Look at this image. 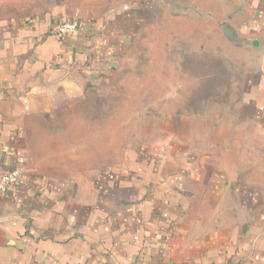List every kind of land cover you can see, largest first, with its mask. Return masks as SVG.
I'll use <instances>...</instances> for the list:
<instances>
[{"label":"crops","instance_id":"crops-1","mask_svg":"<svg viewBox=\"0 0 264 264\" xmlns=\"http://www.w3.org/2000/svg\"><path fill=\"white\" fill-rule=\"evenodd\" d=\"M233 10L223 25L256 55L241 99L264 124V0ZM63 21L0 19V175L26 176L0 195V264H264L262 198L224 169L163 149L152 162L131 153L85 184L34 161L38 124L112 74L104 24L83 23L59 43L49 30Z\"/></svg>","mask_w":264,"mask_h":264},{"label":"rangeland","instance_id":"rangeland-1","mask_svg":"<svg viewBox=\"0 0 264 264\" xmlns=\"http://www.w3.org/2000/svg\"><path fill=\"white\" fill-rule=\"evenodd\" d=\"M235 1L0 0V19L104 24L113 57L108 80L38 124L34 161L89 184L123 169L131 153L152 162L175 150L226 170L264 206V124L241 99L256 55L220 30Z\"/></svg>","mask_w":264,"mask_h":264},{"label":"built area","instance_id":"built-area-1","mask_svg":"<svg viewBox=\"0 0 264 264\" xmlns=\"http://www.w3.org/2000/svg\"><path fill=\"white\" fill-rule=\"evenodd\" d=\"M79 20H65L50 28V33L58 40L59 43L74 34L80 27ZM26 176L21 168H15L0 175V195L6 194L8 189L12 186L24 184Z\"/></svg>","mask_w":264,"mask_h":264},{"label":"water","instance_id":"water-1","mask_svg":"<svg viewBox=\"0 0 264 264\" xmlns=\"http://www.w3.org/2000/svg\"><path fill=\"white\" fill-rule=\"evenodd\" d=\"M220 30L222 32V34L228 39V40H232L235 41L237 40L234 33L232 32V30L230 29L229 26L227 25H223L220 27Z\"/></svg>","mask_w":264,"mask_h":264}]
</instances>
